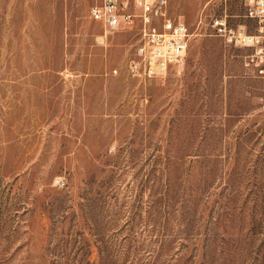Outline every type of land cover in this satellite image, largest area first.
<instances>
[{"label": "rangeland", "instance_id": "obj_1", "mask_svg": "<svg viewBox=\"0 0 264 264\" xmlns=\"http://www.w3.org/2000/svg\"><path fill=\"white\" fill-rule=\"evenodd\" d=\"M99 3L0 0V264H264V75L211 28L258 23L169 0L188 51L145 80Z\"/></svg>", "mask_w": 264, "mask_h": 264}, {"label": "built area", "instance_id": "obj_2", "mask_svg": "<svg viewBox=\"0 0 264 264\" xmlns=\"http://www.w3.org/2000/svg\"><path fill=\"white\" fill-rule=\"evenodd\" d=\"M243 2L245 16L258 23L257 34L230 25L227 14L215 16L211 28L228 46L254 49L252 61L264 75V0ZM168 6L169 0H100L91 8L92 20L102 26L105 34L131 30L138 23L140 42L129 64L134 77L145 80L163 77L171 67L181 64L187 54L189 29L180 18L170 15Z\"/></svg>", "mask_w": 264, "mask_h": 264}, {"label": "trees", "instance_id": "obj_3", "mask_svg": "<svg viewBox=\"0 0 264 264\" xmlns=\"http://www.w3.org/2000/svg\"><path fill=\"white\" fill-rule=\"evenodd\" d=\"M160 247H161V250L164 251L167 247H169V244L167 243H163V241L160 242Z\"/></svg>", "mask_w": 264, "mask_h": 264}]
</instances>
